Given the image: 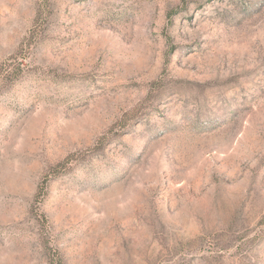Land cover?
<instances>
[{
	"label": "rangeland",
	"instance_id": "374dc122",
	"mask_svg": "<svg viewBox=\"0 0 264 264\" xmlns=\"http://www.w3.org/2000/svg\"><path fill=\"white\" fill-rule=\"evenodd\" d=\"M0 264H264V0H0Z\"/></svg>",
	"mask_w": 264,
	"mask_h": 264
}]
</instances>
